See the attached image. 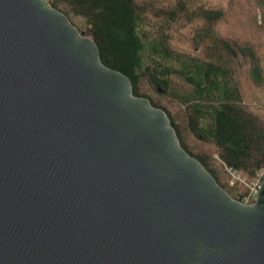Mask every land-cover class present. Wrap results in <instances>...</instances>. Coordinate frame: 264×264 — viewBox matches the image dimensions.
Segmentation results:
<instances>
[{"label": "water", "instance_id": "water-1", "mask_svg": "<svg viewBox=\"0 0 264 264\" xmlns=\"http://www.w3.org/2000/svg\"><path fill=\"white\" fill-rule=\"evenodd\" d=\"M0 264H264V171L233 199L47 0H0Z\"/></svg>", "mask_w": 264, "mask_h": 264}, {"label": "trees", "instance_id": "trees-1", "mask_svg": "<svg viewBox=\"0 0 264 264\" xmlns=\"http://www.w3.org/2000/svg\"><path fill=\"white\" fill-rule=\"evenodd\" d=\"M47 1L129 77L134 95L166 112L181 147L242 201L247 186L227 169L246 182L264 169V0L219 8L211 0ZM174 75L185 89L172 86ZM161 98L177 104L175 115Z\"/></svg>", "mask_w": 264, "mask_h": 264}, {"label": "built area", "instance_id": "built-area-1", "mask_svg": "<svg viewBox=\"0 0 264 264\" xmlns=\"http://www.w3.org/2000/svg\"><path fill=\"white\" fill-rule=\"evenodd\" d=\"M227 170L232 175V178L238 179L241 183L247 186V189H248L247 194L242 198V201L240 202L244 204L252 203L257 195L258 187H259L264 169L260 170L250 182H246L243 178H240L237 174H235L229 168ZM230 183H233V181L231 180Z\"/></svg>", "mask_w": 264, "mask_h": 264}, {"label": "rangeland", "instance_id": "rangeland-1", "mask_svg": "<svg viewBox=\"0 0 264 264\" xmlns=\"http://www.w3.org/2000/svg\"><path fill=\"white\" fill-rule=\"evenodd\" d=\"M222 1L221 0H211L208 2V5H210V7H214V8H219L221 7L222 4H220ZM172 81H171V84L174 88L176 89H185L187 87V83L180 77L174 75L171 77ZM151 97H154L156 98L155 96H153L151 93H150ZM160 102L162 105H164L172 114L175 115L176 113V109H177V104H170L168 103L164 98H161L160 99ZM215 156V155H214ZM231 181V180H230ZM229 181V182H230Z\"/></svg>", "mask_w": 264, "mask_h": 264}]
</instances>
